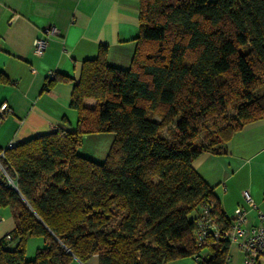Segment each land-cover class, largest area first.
<instances>
[{
    "label": "trees",
    "instance_id": "16d2710c",
    "mask_svg": "<svg viewBox=\"0 0 264 264\" xmlns=\"http://www.w3.org/2000/svg\"><path fill=\"white\" fill-rule=\"evenodd\" d=\"M139 3L129 69L108 66L103 45L82 62L69 102L74 131L0 150V209H10L17 242L9 250L0 237V264H85L93 256L98 264H165L200 251L207 260L196 264H225L229 241L209 235L204 247L195 244L203 206L221 230L231 220L191 163L264 119V0ZM59 80L69 79L47 77L42 91ZM213 121L220 124L208 127ZM171 125L172 137H162ZM98 134L113 135L102 162L78 152L84 136ZM31 236L45 246L26 260Z\"/></svg>",
    "mask_w": 264,
    "mask_h": 264
},
{
    "label": "crops",
    "instance_id": "0c3cea01",
    "mask_svg": "<svg viewBox=\"0 0 264 264\" xmlns=\"http://www.w3.org/2000/svg\"><path fill=\"white\" fill-rule=\"evenodd\" d=\"M139 8V0H0V106L7 104L11 110L0 120V150L10 142L19 144L58 129L74 131L76 112L69 102L82 62L94 58L103 45L107 65L128 70L139 36ZM50 28L58 33L46 34ZM40 38L46 40V48L37 56L33 44ZM51 73L69 80L42 91ZM84 104L93 107L95 101ZM92 137L97 145L106 141L101 151L89 154L81 148ZM112 139L111 134L84 136L78 152L102 162ZM220 148L200 153L191 163L193 170L213 190L228 220L232 222L234 211L242 208L248 230L264 227V119L245 125ZM244 191L255 207L245 203ZM0 218V237H4L14 230L10 209H0ZM239 242V237L229 242L225 264L244 263ZM16 243L6 248L13 250ZM88 263L98 264L97 258ZM165 264L196 262L184 258Z\"/></svg>",
    "mask_w": 264,
    "mask_h": 264
},
{
    "label": "built area",
    "instance_id": "2783aa9c",
    "mask_svg": "<svg viewBox=\"0 0 264 264\" xmlns=\"http://www.w3.org/2000/svg\"><path fill=\"white\" fill-rule=\"evenodd\" d=\"M58 32L54 28L46 30V34L56 35ZM46 48V40L44 38L36 39L33 44V52L37 56H42ZM54 73H51L48 78H53ZM10 108L7 104L0 106V120L10 112ZM15 143L10 142L6 149L14 147ZM4 151V150H3ZM0 157H3V152L0 153ZM0 174L5 175L1 165ZM242 197L245 203L249 207H255L248 192L244 191ZM212 206L206 205L201 208L200 214L197 216L196 225L193 230V237L195 244L198 248L204 247L207 243V237L212 235L213 240H227L233 242L236 238H240L239 247L244 255L243 264H258L259 259H264V227L256 226L251 229H247V216L246 211L242 208H237L234 211V216L231 225L228 229L221 230L214 219L211 217L210 210ZM259 219H262L260 214ZM2 219L0 218V222ZM6 240H10L9 234L5 235ZM200 259L202 261L207 260V256L203 252H199L194 262Z\"/></svg>",
    "mask_w": 264,
    "mask_h": 264
},
{
    "label": "rangeland",
    "instance_id": "374dc122",
    "mask_svg": "<svg viewBox=\"0 0 264 264\" xmlns=\"http://www.w3.org/2000/svg\"><path fill=\"white\" fill-rule=\"evenodd\" d=\"M219 124H220L219 121H213V122L209 123L207 126L210 127V128H212L211 126H213V125H219ZM172 135H173V125L169 126L167 129H164V130L161 131V136L164 137V138L170 139L172 137ZM103 136H108V135H103ZM101 138H103V137H101ZM92 139H93V137L91 139H87L86 141H84V145L81 148L83 150H86L87 149L86 151L89 154L92 153L93 151L94 152L101 151L100 148L103 147V144L105 143L104 141H106V139H101L103 141V143L102 142H98L99 143L98 144L99 147H98L97 144H94L96 141H94V143H93ZM201 144H204V140L202 139V137H200L197 140V145L200 146ZM109 147L110 146H108V148H107V152H108ZM3 209L9 210V208H3ZM116 215H118V212L116 213V209H115L114 210V218H113V221H112V226L115 225L116 220L118 218V216H116ZM15 241L16 240L12 239L10 241H7L6 244H7V246H9L11 248V247L14 246ZM44 246H45V241H44V239L42 237H37V236L27 237L26 238V242H25V258H26V260H32V259H34L35 258V255H36V251L38 249L43 248ZM69 264H79V262L73 260ZM85 264H89L88 261Z\"/></svg>",
    "mask_w": 264,
    "mask_h": 264
}]
</instances>
